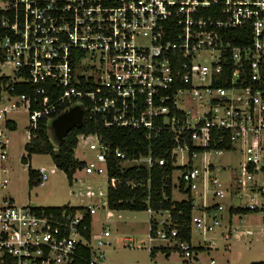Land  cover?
I'll return each instance as SVG.
<instances>
[{
    "label": "built area",
    "instance_id": "1",
    "mask_svg": "<svg viewBox=\"0 0 264 264\" xmlns=\"http://www.w3.org/2000/svg\"><path fill=\"white\" fill-rule=\"evenodd\" d=\"M238 29L250 32L247 43L228 39ZM3 64L11 65L12 74L0 68V189L10 182L4 177L7 133L15 124L9 114L27 107L30 142L41 119L80 105L108 127L143 130L149 138L166 132L174 141V165L189 154V162L180 166L185 168L179 191L192 198V232L195 226L205 237L220 226L223 206L208 198H223L228 190L213 174L207 153L242 154L241 176L231 183L234 196L248 183L264 192V0H0ZM29 85L32 92H17ZM85 101L90 105L84 107ZM91 135L98 140L96 161L106 166L109 189L112 150ZM113 153L129 166L165 163L151 156L127 159L119 149ZM198 154H203L202 169L191 164ZM83 169L100 172L95 161ZM55 170L38 169L39 186ZM108 189L106 196L88 186L86 197L100 201L77 210L19 206L1 196L0 264H106L111 232L107 226L95 230L93 217L100 207L107 209V219L120 211L110 207ZM242 207L259 205L252 198ZM148 211L150 243L164 241L163 247L180 249L184 259L194 258L192 239L180 237L170 211ZM165 212L169 216L161 221L152 216Z\"/></svg>",
    "mask_w": 264,
    "mask_h": 264
},
{
    "label": "rangeland",
    "instance_id": "2",
    "mask_svg": "<svg viewBox=\"0 0 264 264\" xmlns=\"http://www.w3.org/2000/svg\"><path fill=\"white\" fill-rule=\"evenodd\" d=\"M207 60L210 57L206 55ZM7 75L12 74V67L9 64L0 66ZM181 106L188 108L187 104ZM15 122L16 129L8 132L9 159L6 173L9 184L0 189V197L7 195L12 198L17 205H32L42 208L56 207H85L97 205L100 199H89L86 197L87 187L92 186L95 191L101 189L107 196L108 176L104 163L96 161L100 149L96 136H79V143L75 150V156L81 161H95L100 172L87 174L84 169L78 170L74 175L73 184H70L66 173L56 167L52 156L49 154H34L28 164L22 162V157L27 153L25 145L29 142L30 114L27 107H20L9 114ZM52 124V120L49 121ZM51 132V131H50ZM53 135V131H52ZM54 138V136H53ZM55 140V139H54ZM215 165V174L224 186L228 188L223 198L212 200L208 198V203L218 202L223 206L220 219V226L215 231L208 232L205 237L198 234L196 227H193L192 245L194 247H204L203 249H193L194 258L184 259L183 252L178 248H171V252L158 250L153 256L150 255V248L166 246L164 241L154 240L150 243V217L148 210L113 211L116 216L107 219V209L100 207L93 217V226L99 230L107 226L111 232L109 238L111 244L104 247L106 264H208L211 259H215L216 264H248L252 261H264V192L251 190L250 183L244 186L234 196L235 188L231 186L236 175L241 176V164L243 156L239 151H226L221 155L214 152L207 153ZM203 154H198L192 158L191 164L195 167L203 168ZM189 162V154L184 153L181 160L178 157L176 166L180 167ZM130 162H124V166H129ZM45 167L47 170L55 168L49 173V178L45 185H35L30 188L28 184L29 170H38ZM182 170L177 169L173 173V199L182 201L187 199L188 194L179 191V176ZM256 181L262 182L263 175L258 174ZM252 188H258L253 185ZM254 201L258 202L259 211L249 214H235L230 216L231 206H247ZM118 214L122 218L117 217ZM157 221L167 219L169 214L153 213ZM252 230L253 234L245 236L240 232ZM230 232V239L225 238V234ZM222 231L224 232L223 234ZM233 231V234H232ZM235 233L239 235L236 236ZM130 239V241H128ZM169 253V255H168Z\"/></svg>",
    "mask_w": 264,
    "mask_h": 264
},
{
    "label": "trees",
    "instance_id": "3",
    "mask_svg": "<svg viewBox=\"0 0 264 264\" xmlns=\"http://www.w3.org/2000/svg\"><path fill=\"white\" fill-rule=\"evenodd\" d=\"M236 34L229 37L236 45L248 42L250 32L238 29L234 31ZM247 34L245 36H238ZM249 35V37H248ZM18 93L32 92V86H18ZM90 105L89 101L83 102V106ZM60 111L59 113H61ZM59 113L51 116V119ZM51 119H41L39 126L33 131L30 142L25 145L26 154L22 157V162L28 164L29 159L34 154H49L55 165L63 170L70 184H73L74 175L86 165L85 161H81L75 156V150L78 146L80 135L96 134L101 142L109 145L111 153L108 157L109 172V204L113 210H131L143 211L152 208L155 211H170L172 226L180 230V237L184 240L191 241L192 231L190 229L191 216L193 212L192 198L182 201L173 199V173L177 169L185 167H177L174 165L175 157L172 156V148L174 141L164 132L160 136L148 137L143 130L134 128L108 127L100 116H90L87 113L83 126L74 128L58 143L52 135V127L49 124ZM12 130L16 129V125H11ZM51 131V132H50ZM119 149L127 154V159H136L141 156H151L154 161L163 159L164 165L154 162L151 167L147 165L123 166L124 160L114 157L113 151ZM38 170H29L28 184L31 187L39 185ZM115 180V181H114ZM68 209H83L84 207H56ZM213 208V207H212ZM211 208H208L210 210ZM259 211V208L250 209L242 206H231L229 213L231 216L235 214H249ZM195 249H203L195 247ZM158 250L171 252L168 247H152L150 255L154 257ZM169 255V253H168ZM251 264H264V261L253 262Z\"/></svg>",
    "mask_w": 264,
    "mask_h": 264
},
{
    "label": "water",
    "instance_id": "4",
    "mask_svg": "<svg viewBox=\"0 0 264 264\" xmlns=\"http://www.w3.org/2000/svg\"><path fill=\"white\" fill-rule=\"evenodd\" d=\"M85 117L86 112L80 105H75L57 115L51 124L55 141L62 142L71 130L82 127Z\"/></svg>",
    "mask_w": 264,
    "mask_h": 264
},
{
    "label": "crops",
    "instance_id": "5",
    "mask_svg": "<svg viewBox=\"0 0 264 264\" xmlns=\"http://www.w3.org/2000/svg\"><path fill=\"white\" fill-rule=\"evenodd\" d=\"M248 230H250V229H248ZM248 230H245V231H248ZM244 231V232H245ZM245 236H250V235H245ZM253 262H261V261H252V262H248V264H251V263H253Z\"/></svg>",
    "mask_w": 264,
    "mask_h": 264
}]
</instances>
